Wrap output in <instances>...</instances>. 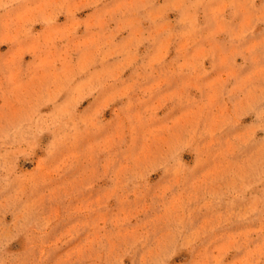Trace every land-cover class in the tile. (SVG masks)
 Listing matches in <instances>:
<instances>
[{
  "label": "rangeland",
  "instance_id": "1",
  "mask_svg": "<svg viewBox=\"0 0 264 264\" xmlns=\"http://www.w3.org/2000/svg\"><path fill=\"white\" fill-rule=\"evenodd\" d=\"M0 264H264V0H0Z\"/></svg>",
  "mask_w": 264,
  "mask_h": 264
}]
</instances>
